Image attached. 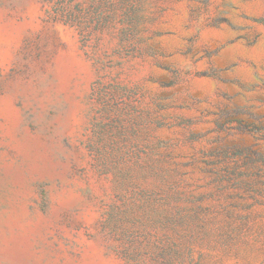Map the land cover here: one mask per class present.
<instances>
[{"label":"rangeland","instance_id":"1","mask_svg":"<svg viewBox=\"0 0 264 264\" xmlns=\"http://www.w3.org/2000/svg\"><path fill=\"white\" fill-rule=\"evenodd\" d=\"M236 106L264 0H0V264H264V206L209 213L192 165Z\"/></svg>","mask_w":264,"mask_h":264},{"label":"trees","instance_id":"2","mask_svg":"<svg viewBox=\"0 0 264 264\" xmlns=\"http://www.w3.org/2000/svg\"><path fill=\"white\" fill-rule=\"evenodd\" d=\"M244 113L238 106L233 110L220 108L215 112L216 126L209 130L216 132L217 138L207 139L203 148L193 144L195 160L192 165L204 181L201 199L208 203L201 208L215 215L231 214V206H238L232 201L236 198L251 200L250 206H264V150L258 146L264 145V115L248 112L254 117L249 120L242 116ZM194 123L190 121L189 125ZM236 134H250L255 142H224L227 136Z\"/></svg>","mask_w":264,"mask_h":264}]
</instances>
